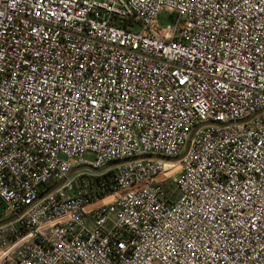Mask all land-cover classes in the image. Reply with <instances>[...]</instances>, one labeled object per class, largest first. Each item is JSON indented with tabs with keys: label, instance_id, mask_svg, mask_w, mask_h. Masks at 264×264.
Masks as SVG:
<instances>
[{
	"label": "built area",
	"instance_id": "built-area-1",
	"mask_svg": "<svg viewBox=\"0 0 264 264\" xmlns=\"http://www.w3.org/2000/svg\"><path fill=\"white\" fill-rule=\"evenodd\" d=\"M0 264H264V0H0Z\"/></svg>",
	"mask_w": 264,
	"mask_h": 264
},
{
	"label": "bare ground",
	"instance_id": "bare-ground-1",
	"mask_svg": "<svg viewBox=\"0 0 264 264\" xmlns=\"http://www.w3.org/2000/svg\"><path fill=\"white\" fill-rule=\"evenodd\" d=\"M108 199L104 200V201H107Z\"/></svg>",
	"mask_w": 264,
	"mask_h": 264
},
{
	"label": "rangeland",
	"instance_id": "rangeland-1",
	"mask_svg": "<svg viewBox=\"0 0 264 264\" xmlns=\"http://www.w3.org/2000/svg\"><path fill=\"white\" fill-rule=\"evenodd\" d=\"M6 217H9L8 215Z\"/></svg>",
	"mask_w": 264,
	"mask_h": 264
}]
</instances>
